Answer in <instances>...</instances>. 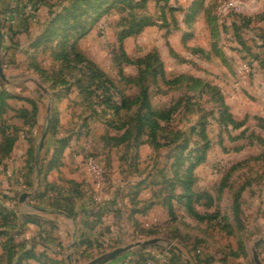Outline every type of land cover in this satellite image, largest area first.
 <instances>
[{
    "label": "rangeland",
    "instance_id": "obj_1",
    "mask_svg": "<svg viewBox=\"0 0 264 264\" xmlns=\"http://www.w3.org/2000/svg\"><path fill=\"white\" fill-rule=\"evenodd\" d=\"M13 1L0 9V212L36 192L33 178L11 182L12 165L22 142L47 138L66 146L48 167L64 170L45 176L54 186L44 190L69 181L109 212L90 236L66 232L59 247L36 240L37 262L89 264L157 238L166 243L106 264H255L252 248L264 240V0ZM5 243L18 237L0 235V264H15ZM257 250L264 264V242Z\"/></svg>",
    "mask_w": 264,
    "mask_h": 264
},
{
    "label": "crops",
    "instance_id": "obj_2",
    "mask_svg": "<svg viewBox=\"0 0 264 264\" xmlns=\"http://www.w3.org/2000/svg\"><path fill=\"white\" fill-rule=\"evenodd\" d=\"M14 3L13 0H0V9L8 11L14 8ZM16 149L17 147L14 148L13 153ZM56 149V142L49 141L48 138L45 139L43 144L42 142L38 144L33 141H24L22 142L19 161L14 160L15 162L12 165L11 174L13 178H11V182L23 179L22 181H25V184L33 178L34 188L36 189L33 196L28 197L26 201L20 200L19 208L14 209V206H12L10 208H13V210L7 209L15 215L11 218L12 223L2 222L3 226L0 225V229L5 233L3 236L6 240L11 235L16 236L19 243H14L15 246H18L19 250L20 246L25 248L24 251H18L19 253L14 258L15 262L25 251L31 252L33 250L32 246L37 244L36 240L42 241V245H45V242H53L52 244L59 247V241L66 232H69L72 237L76 233L80 234V238L90 236L92 233L90 229L94 227L99 229L106 221L105 216H109V212L100 202L94 203L92 201L93 198L101 200L100 196H95L93 193L88 196L87 192L83 190L75 195L70 189L69 181L61 182V185L66 183L67 186L63 191H55L53 194L51 191H45L48 189V185L45 186V176L59 178L60 173L64 170V166L48 170L49 161H51ZM65 156L66 154L59 165L68 164V161L64 159ZM53 182L48 190L53 188ZM85 230H88V232H85ZM1 252L2 248H0ZM35 252L32 254H35ZM27 262L29 264H39L33 258L23 257V264H28ZM6 263H8L7 259Z\"/></svg>",
    "mask_w": 264,
    "mask_h": 264
},
{
    "label": "water",
    "instance_id": "obj_3",
    "mask_svg": "<svg viewBox=\"0 0 264 264\" xmlns=\"http://www.w3.org/2000/svg\"><path fill=\"white\" fill-rule=\"evenodd\" d=\"M0 72H1V75L3 77L4 75H3L1 67H0ZM26 197H27V195L23 194L21 196L20 200L24 201ZM262 242H264L263 239L258 240L257 242H255L254 247L252 248V256H253V261H254L255 264H263L262 261L260 260L259 253H258V250H257L258 245L261 244ZM162 243H166V241L162 240V239H157V238L156 239L145 240V241H142V242H136L134 244H130V245H127L125 247H120V248H117V249H115V250H113L111 252L105 253L102 256L98 257L97 259L91 261L89 264H106L109 261L117 258L118 256L133 250L134 248H138V247L143 248V247H147V246L159 245V244H162ZM167 244H168V246L170 248L176 250L180 256L182 255V251L177 246H174V245H172L169 242Z\"/></svg>",
    "mask_w": 264,
    "mask_h": 264
},
{
    "label": "trees",
    "instance_id": "obj_4",
    "mask_svg": "<svg viewBox=\"0 0 264 264\" xmlns=\"http://www.w3.org/2000/svg\"><path fill=\"white\" fill-rule=\"evenodd\" d=\"M58 18H59V16H57V19L56 20H58ZM63 18V17H62ZM145 25H144V22H143V20H142V22L140 23V27H141V29L144 27ZM74 55H75V58L76 59H79L81 56H80V54H78V53H76V52H72ZM81 61H79V63H80ZM56 144H57V149H56V151H55V153L53 154V156H52V159H51V162H50V165L51 164H54V165H56L57 164V162H58V160H57V158H59L60 157V155H61V153L63 152V149H64V147L66 146V143H65V141H56ZM52 166V165H51ZM0 215H1V217L3 218V222H5V223H12V217H14L15 215L14 214H12L11 212H9V211H7V209H3L1 212H0ZM3 234H5L4 232H0V235H3ZM10 242V241H9ZM12 242V241H11ZM8 244L9 243H5L4 244V249L8 252L7 253V260H8V262L9 261H14V258L16 257V255L18 254V253H16V254H14L15 253V250H17V248H18V246H15V245H11V246H8ZM16 247V248H15ZM21 247V246H20ZM15 255V256H14ZM23 257H30V258H33V259H35V260H37V261H39L40 259H42L41 257L39 258V257H36L35 256V254H32L31 252H24L21 256H20V258L15 262V264H22V261H23Z\"/></svg>",
    "mask_w": 264,
    "mask_h": 264
},
{
    "label": "built area",
    "instance_id": "obj_5",
    "mask_svg": "<svg viewBox=\"0 0 264 264\" xmlns=\"http://www.w3.org/2000/svg\"><path fill=\"white\" fill-rule=\"evenodd\" d=\"M228 5H229V7H233L234 3H233V2H230ZM88 163H89V165H90L91 170L95 173V174H94L95 179H96L97 181H99V179H101V174H100L101 171H98V169H97V165L94 164V162L92 161V159H90V160L88 161Z\"/></svg>",
    "mask_w": 264,
    "mask_h": 264
}]
</instances>
